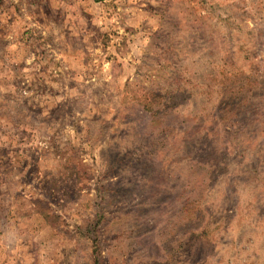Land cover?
<instances>
[{
    "label": "rangeland",
    "instance_id": "rangeland-1",
    "mask_svg": "<svg viewBox=\"0 0 264 264\" xmlns=\"http://www.w3.org/2000/svg\"><path fill=\"white\" fill-rule=\"evenodd\" d=\"M0 264H264V0H0Z\"/></svg>",
    "mask_w": 264,
    "mask_h": 264
},
{
    "label": "trees",
    "instance_id": "trees-1",
    "mask_svg": "<svg viewBox=\"0 0 264 264\" xmlns=\"http://www.w3.org/2000/svg\"><path fill=\"white\" fill-rule=\"evenodd\" d=\"M96 2H99V1H101V0H95Z\"/></svg>",
    "mask_w": 264,
    "mask_h": 264
}]
</instances>
